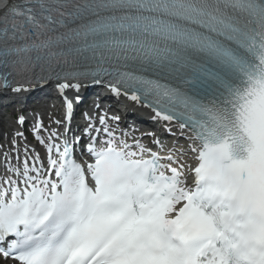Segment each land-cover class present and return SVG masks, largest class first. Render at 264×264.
Here are the masks:
<instances>
[{
	"label": "snow or ice",
	"instance_id": "6c2138e0",
	"mask_svg": "<svg viewBox=\"0 0 264 264\" xmlns=\"http://www.w3.org/2000/svg\"><path fill=\"white\" fill-rule=\"evenodd\" d=\"M50 82L65 127L46 143L34 126L47 167L38 154L30 165L27 147L21 164L15 138L0 153L5 261L264 264V0H12L0 11V98ZM101 84L170 134L178 125L187 150L161 156L118 135L107 112L100 127L86 114L84 143L66 90Z\"/></svg>",
	"mask_w": 264,
	"mask_h": 264
},
{
	"label": "bare ground",
	"instance_id": "6f19581e",
	"mask_svg": "<svg viewBox=\"0 0 264 264\" xmlns=\"http://www.w3.org/2000/svg\"><path fill=\"white\" fill-rule=\"evenodd\" d=\"M154 121V120H153ZM2 122H4V120H3V118L1 117V115H0V123H2ZM2 139V137L0 136V140ZM4 150H2L0 153H2ZM187 158L186 159H188L189 157L188 156H186ZM1 170V169H0Z\"/></svg>",
	"mask_w": 264,
	"mask_h": 264
}]
</instances>
